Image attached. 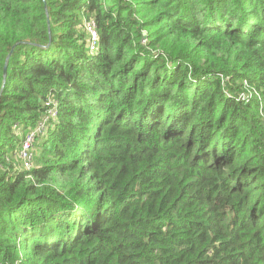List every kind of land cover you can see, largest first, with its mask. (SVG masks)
I'll return each mask as SVG.
<instances>
[{"label":"trees","instance_id":"16d2710c","mask_svg":"<svg viewBox=\"0 0 264 264\" xmlns=\"http://www.w3.org/2000/svg\"><path fill=\"white\" fill-rule=\"evenodd\" d=\"M46 4L0 0V86L50 44L0 97V264H264V0Z\"/></svg>","mask_w":264,"mask_h":264},{"label":"built area","instance_id":"2783aa9c","mask_svg":"<svg viewBox=\"0 0 264 264\" xmlns=\"http://www.w3.org/2000/svg\"><path fill=\"white\" fill-rule=\"evenodd\" d=\"M83 28L88 38L87 45L89 52L92 53L96 50L98 42V32L94 20L89 19L84 21ZM44 108V114L41 117L39 123L27 134L21 135L19 133V129L15 127L16 133L19 134V145L15 153V158L18 163L17 168L20 170L32 169L34 158V142L38 136L45 132L48 121L57 117L58 110L56 102L48 99L44 103ZM262 123L264 131V119Z\"/></svg>","mask_w":264,"mask_h":264},{"label":"water","instance_id":"95a60500","mask_svg":"<svg viewBox=\"0 0 264 264\" xmlns=\"http://www.w3.org/2000/svg\"><path fill=\"white\" fill-rule=\"evenodd\" d=\"M43 1V4H44V14H45V17H46V27H47V32L48 34L50 35L51 34V20H50V16H49V12H48V8H47V4H46V0H42ZM33 45L34 47H37V49H43V48H49L50 47V44H47L46 46H42V45H36V44H32V43H29V42H17L15 44H13L11 46V48L8 50L7 52V55L5 57V60H4V63L2 65V70H1V77H2V84L0 86V97L2 96V92L4 90V87H5V84H6V80H7V76H8V68H9V63H10V59H11V56L15 50V48L18 46V45Z\"/></svg>","mask_w":264,"mask_h":264},{"label":"rangeland","instance_id":"374dc122","mask_svg":"<svg viewBox=\"0 0 264 264\" xmlns=\"http://www.w3.org/2000/svg\"><path fill=\"white\" fill-rule=\"evenodd\" d=\"M87 37V36H86ZM88 39V38H87ZM35 155H36V152H35ZM34 166H32V168H33Z\"/></svg>","mask_w":264,"mask_h":264}]
</instances>
